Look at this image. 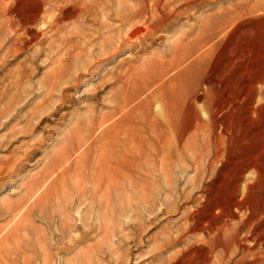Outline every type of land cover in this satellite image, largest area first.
I'll use <instances>...</instances> for the list:
<instances>
[{
	"label": "rangeland",
	"instance_id": "obj_1",
	"mask_svg": "<svg viewBox=\"0 0 264 264\" xmlns=\"http://www.w3.org/2000/svg\"><path fill=\"white\" fill-rule=\"evenodd\" d=\"M131 2L134 7L135 0ZM190 4L177 0L169 7L150 0L144 18L147 26L156 27L153 37L144 41L141 35L133 42L137 47L127 41L120 50L118 27L122 23L116 14L127 8L120 6L119 0L110 4L114 35H108L100 11L91 12L89 18L80 15L66 22V29L52 32L49 20L12 29L9 20L0 16V45L4 47L0 60L8 58L0 75V110L4 111L0 115V264H167L190 243L184 238L166 249L185 222L184 209L196 206L190 203L176 209L187 195L198 192L192 191L194 172L186 175L176 169L167 180L146 181L143 185L150 198L143 200L138 195L134 202L130 200L131 184L124 177L109 187H98L94 174L96 162L113 160L122 165V156L135 154L136 146L145 155L165 156L173 170L180 166L182 150L189 145L194 148L204 137L202 129L197 132L199 112H193L192 97L186 90L206 95L203 82L208 78L223 75L222 97L230 95L238 81L243 94L253 92V108L263 105L264 0H191ZM4 7V0H0V12ZM204 25L209 28L205 34L209 41L199 50L205 40L202 33L199 35ZM127 30L122 31L124 35ZM27 31L33 35L32 45L26 52L15 53V58L9 57L18 49L9 40L16 32L23 38ZM175 44L181 52L192 50V56L144 92L142 81L135 77L151 70L159 75V63L171 59ZM111 49L112 61L99 62ZM159 87L181 103L173 122L156 112L160 104L151 111L142 105L151 96L158 99ZM126 93L128 119L112 113ZM243 116V124L253 126L254 119L245 113ZM104 121H108L105 126L115 124L120 131L129 127L126 135L135 144L134 150L129 149L132 152L126 150L129 145L109 147L114 131L103 129ZM132 157L128 158L131 167H147ZM263 176L247 170L238 200H243L246 185L252 183L256 184L254 191L261 194ZM251 205L257 206L256 202Z\"/></svg>",
	"mask_w": 264,
	"mask_h": 264
},
{
	"label": "bare ground",
	"instance_id": "obj_2",
	"mask_svg": "<svg viewBox=\"0 0 264 264\" xmlns=\"http://www.w3.org/2000/svg\"><path fill=\"white\" fill-rule=\"evenodd\" d=\"M184 1L186 5L191 3V0ZM157 2L163 6L171 7L177 2V0H157ZM4 3L5 7L2 12H0V16L2 15V17L9 20V27L12 29L16 27L23 29L27 25L30 26L31 23H33V25L36 24L39 19H41L44 22L49 20L47 23L51 32L61 31L62 29L64 30L67 28L65 23L69 20L72 21L83 14H86L87 18H89L91 17V12L100 11L102 21L108 30V35H114L115 33L114 26L111 22V19H114L113 14L110 13V9L112 8L110 6L111 0H4ZM119 3L120 6H124L125 4L127 9L116 14V17L120 19V22L122 23L121 25L119 24L120 27H118V31L120 32L117 46L118 50H120L127 41L131 46L137 47L133 42L137 41L141 35H144L142 37V40L144 41L153 37L154 33L152 30H155L156 27L151 28L147 26L144 18V16H148V13L145 10L148 8L150 0H135L133 3L134 7L129 5L132 3L131 0H119ZM127 6L130 7L128 8ZM106 9L109 10L106 11ZM43 12L46 14L45 17H42ZM164 20L165 18H163L161 22H164ZM231 21L232 19L228 20V22ZM127 27L129 30L125 31L124 35V32L122 31ZM208 30L209 28L207 25L202 27L201 32L199 30V35L202 33L204 35L203 38L205 39L201 41L202 43L200 44L202 45L198 48L199 50L204 49L206 44H208L209 38L205 35ZM218 32L220 33V30H218ZM251 32L253 33V31ZM31 34L27 31L26 36L20 38L16 32L15 36L12 37L9 42H14L18 49L11 51L9 57L15 58V53H18V51L26 52V50H28V45H32L33 40V35ZM114 38L116 37L114 36ZM155 39H157V37ZM241 47H243V45H241ZM3 48V45H0V54ZM180 49V45H178L172 49V52H170L171 59L169 61L165 60L159 63V75L154 74L151 70V73L149 71H141L140 74L135 77L137 81L139 79L142 81L144 92L147 93L151 87L157 86L161 79H163L170 71L181 67L193 54L192 50L190 52H181ZM245 50L246 49L242 51ZM249 55L247 57H249ZM104 56L103 60L100 59L99 62H111L114 58L112 49L106 52ZM7 59L8 58L6 57L5 59L0 60V75L2 74V69L7 62ZM241 62H243V60ZM237 64H239V62ZM263 72L262 74L264 75ZM213 77L210 79L208 78L209 80L207 79L203 82V86L205 85L208 92L206 95H193L191 90H186V93L192 97L191 104L193 112H199L200 122L197 124V132L202 129L204 137L194 148H190L189 145L185 148L186 150H182L179 155L181 159L180 166L175 167L173 170L171 168L172 163H170L165 156H161L160 153H148V155H145L143 151L138 150L140 147L136 146L137 150L135 154H124L122 156V165L114 164L113 160L110 162H105V160L96 162L94 171V174L97 176L95 180L96 185L98 187H109L113 183H118L119 179L124 177V179L131 184L133 195H131L130 200L134 202L139 196H141L143 200L150 198L151 195L147 196L148 194L143 185L146 181L152 180L158 182L163 178H166L167 180V178H171L175 175L176 169L181 173H186V175L188 172H194L195 175L193 176L192 181V191L198 190V192L197 194L187 195V197H185V203L177 205L176 209L180 210L185 207V205H190V203H196V206H193V209H184L182 216L184 214L183 220L185 222L178 227L177 236L172 238V241L166 249L171 246H177L184 238L190 240V243L185 249L179 251V253L172 256V258H169L167 264H264V187L260 192L261 194H257L253 188L255 183L248 186L246 185L247 190L245 196H242L243 200H238L239 193H241L239 189L241 188V181L244 180L245 172L252 169L258 174V176L264 173V103L263 105H257L258 107L256 106V108H253V96H251L254 95L252 94L253 92L251 93L247 90L249 93L246 94L244 92L243 94L242 91L244 88L238 81H234L235 86L234 89L231 87L233 89L231 94L227 97H222L225 92L221 82L223 75L222 77L220 76V82L216 79L219 75L215 76V78ZM252 89L255 91L258 87H252ZM210 93H212L211 96L208 95ZM157 95L159 96L158 99H154V97L151 96V99H146L142 105L148 111H151L152 108H154V105L160 104L161 106L157 105L156 112L166 117L168 122H173V119H176L180 112L181 103L179 104L169 96L170 94L166 95L164 87H159V90L156 93V96ZM139 96L140 94L134 96V98H139ZM128 103L129 98L126 93L123 103L120 105L117 103L118 107L114 109L112 113L115 115L122 114V118L128 119L129 112L126 111L130 104ZM2 112L4 111L1 109L0 115H2ZM202 113L206 117L205 119H203L204 116H201ZM244 113L250 115L254 119L253 126L246 127L243 124V119L245 117L243 116ZM104 119L107 120L106 117ZM141 121L143 124L144 119ZM107 124L108 121H104L101 124V127L107 130L112 129L114 131L112 146H109L110 148L113 149L118 146L124 147L129 145L131 148H127L126 150H134L133 147H135V144L132 142L130 143V141H128V136L126 135L129 130L128 126H123L121 128L122 131H120V129L115 128V124L112 128L110 125L105 126ZM132 156L137 162H145L147 167H131V162H128V158H131ZM101 158L103 157L101 156ZM139 187L142 189L140 193H138ZM243 192L245 193V191ZM197 195L200 196L197 197ZM180 201L181 198L176 203H179ZM254 202H256L257 206L251 205L254 204ZM23 210L19 211L16 216L20 215ZM242 215L245 218L240 219L241 221L238 224H235L236 220ZM151 220L155 221L156 218ZM158 257H160V255Z\"/></svg>",
	"mask_w": 264,
	"mask_h": 264
}]
</instances>
